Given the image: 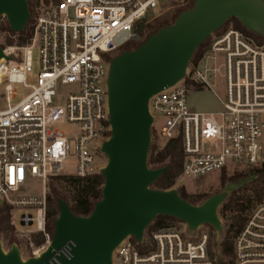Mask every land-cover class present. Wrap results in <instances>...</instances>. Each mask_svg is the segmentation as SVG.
I'll use <instances>...</instances> for the list:
<instances>
[{
  "label": "built area",
  "instance_id": "obj_1",
  "mask_svg": "<svg viewBox=\"0 0 264 264\" xmlns=\"http://www.w3.org/2000/svg\"><path fill=\"white\" fill-rule=\"evenodd\" d=\"M32 1L28 41L1 47L0 100L5 105L0 108V207L34 211V216L21 215L19 222L25 228L15 231L27 241L30 256H38L52 238L46 228L48 181L56 176L84 178L99 173L106 164L97 166L96 154H103L100 147L111 130L108 54L137 40L140 22L171 8L185 10L193 0ZM165 4L169 7L151 15ZM34 48L39 54L37 73L33 72ZM217 54L223 57L225 78L221 108L196 111L188 105V92L209 87L213 70L209 61ZM33 76L36 83L27 84ZM15 84L26 87V94L11 104ZM148 109L152 128L158 120V139L180 137L181 175L196 179L228 166H260L264 162V44L234 28L211 34L201 57L189 62L178 83L152 95ZM59 124L73 125L75 132L67 134ZM69 157L75 158L73 174L63 170ZM30 178L41 181L42 194L15 197ZM14 221L11 215L13 226ZM208 243L207 233L192 240L170 226L144 234L142 242L127 236L114 249L112 264H214ZM73 247L68 240L48 263L62 264L59 257L69 259ZM232 258L233 264H264V189L233 238Z\"/></svg>",
  "mask_w": 264,
  "mask_h": 264
},
{
  "label": "water",
  "instance_id": "obj_2",
  "mask_svg": "<svg viewBox=\"0 0 264 264\" xmlns=\"http://www.w3.org/2000/svg\"><path fill=\"white\" fill-rule=\"evenodd\" d=\"M1 17L11 31L22 32L30 19L27 0H0ZM230 18L264 37V0H193L192 7L179 11L172 23L149 34L136 48L110 58L107 95L111 130L100 147L106 157L98 173L104 179L101 198L87 216L74 214L59 198L47 248L38 256L22 259L17 244L5 251L0 238V264H49L54 251L68 240L74 243L72 256H60L62 264H112L116 246L127 236L142 242L144 231L159 215L177 219L190 232L207 224L219 234L222 223L217 209L228 192L192 204L176 188H152L168 166H148L153 123L148 100L178 83L198 45ZM3 56L0 48V58Z\"/></svg>",
  "mask_w": 264,
  "mask_h": 264
},
{
  "label": "trees",
  "instance_id": "obj_3",
  "mask_svg": "<svg viewBox=\"0 0 264 264\" xmlns=\"http://www.w3.org/2000/svg\"><path fill=\"white\" fill-rule=\"evenodd\" d=\"M27 2L29 5V9L32 10L33 1L27 0ZM191 7L192 4L190 3L185 9H189ZM179 11L180 9H177L175 12H173L170 17L171 23L177 17ZM228 21H234L237 30L252 37L257 41V43L264 44V37H261L258 34H255L242 27V25L236 18H230ZM162 26L163 23L160 20L147 23H144V21L140 22L138 24V32L140 33L139 37H143L142 42L145 41L149 34L157 32ZM225 29V27H222L220 28V30L216 31V33H219ZM4 31H7L11 33L12 36H15L17 38L18 45H23L28 41L32 34L31 22L29 20L22 32H13L10 30L8 23L5 19L4 22L0 24V32ZM208 38L205 42L198 45L195 52L193 53L191 62L196 61L201 57L204 48L208 43ZM126 45L127 44H125L124 46L126 47ZM137 46L135 45V48ZM156 140L157 137L152 136L148 153V166L151 168L168 166V169L152 184V188L159 190H168L174 186L177 178L181 175L183 156L182 142L180 137H174L164 141L163 145L159 146ZM221 179L222 183H224L226 180L230 182H241L247 179L258 182L261 187L255 189L254 191V195L258 203L263 196L264 162L259 167L249 168V170L244 174L233 175L228 178L225 176L224 171H222ZM103 182V177L98 173L84 178H79L75 176H56L51 178L47 184L48 193L46 196L47 230L50 233H53V224L58 216L57 201L59 198L64 199L68 203L71 211L74 214L79 216H87L91 213L95 202H97L101 198V188ZM178 192L182 198L192 204H198L197 202L202 197L201 195H189L183 190V188H179ZM239 199L241 198L236 197L232 199V197H230V202L223 205L222 212H225L227 210H234L240 213V211H243L246 207H243V204L237 202ZM10 210L11 208L9 206L0 207V238L7 245V249L13 243L17 244L18 247L22 243L21 240L17 238L14 232V227L10 223ZM232 218L234 220L229 224L224 234V237L219 242H213L212 237L209 239L208 252L210 257L213 259L214 264H233L232 238L241 228L244 222V217L240 214H236ZM174 221L178 220L170 216L159 215L147 227V230L148 232H152L161 228H167L170 227L169 223ZM32 239L35 245L40 244V240L38 239V237L33 236Z\"/></svg>",
  "mask_w": 264,
  "mask_h": 264
},
{
  "label": "rangeland",
  "instance_id": "obj_4",
  "mask_svg": "<svg viewBox=\"0 0 264 264\" xmlns=\"http://www.w3.org/2000/svg\"><path fill=\"white\" fill-rule=\"evenodd\" d=\"M193 2V1H192ZM191 2V4H192ZM169 7V4H165V6L157 7L151 11V15H157L163 8ZM177 8H171L169 10L164 11L163 14H161L159 17L144 21V23L147 22H153L160 20L163 25L170 24L171 20L170 17L175 12ZM5 18H0V24L3 23ZM222 27L225 28H234L237 29L236 24L234 21H227ZM221 27V28H222ZM220 30V29H219ZM264 31V27L262 28ZM216 33V32H214ZM140 34V33H139ZM245 34V33H244ZM143 40V37L140 36L135 41H130L127 43L126 47H121L117 51L113 53H109L108 57H113L120 52L124 50H130L132 48H135V45H139ZM8 44H17V38L15 36H12L11 33L4 31L0 32V47H5ZM33 57V72H38V63H39V54L38 49L34 48L32 52ZM209 67L213 70H211L209 78H208V84L209 87H202V88H195L190 89L187 96V102L188 105L193 108L196 111H218L221 108L220 102L225 97V78H224V67H223V57L221 54H217L216 58L213 60L211 59L209 61ZM27 84H35L36 83V77H28L26 80ZM14 89L16 90V94L13 98H11V104H14L18 102L20 99L24 97L26 94V87H24L22 84H15ZM67 88L63 87L62 93ZM5 105L4 100H0V108ZM59 129L63 130L67 134H72L75 132V126L69 125V124H59L57 126ZM158 128V120L155 122L153 128H151V134L152 136L156 137V130ZM157 144L159 146H162L164 141L157 138ZM96 165H104L106 163V157L103 154H96ZM229 168L224 171L225 176L228 178L233 175L238 174H244L246 173L251 166L249 165H235V166H228ZM259 167V166H257ZM63 170L64 172H67L69 174H73L75 171V158L69 157L63 162ZM222 172H212L209 173L206 176L198 177L196 179H190L185 177L184 175H180L174 186L172 188H176L177 190L179 188H183V190L189 194V195H201V199L197 202L200 204L208 197L220 193L222 191L228 192V196L226 199L219 205L217 209V213L219 216V219L222 223V228L218 235H215L214 230L211 226L205 224L200 226L198 229H196L193 232H190L187 230V227L184 223L180 221H174L170 222L169 225L172 228H175L177 230H181L185 237L190 238L192 240H196L200 237L201 234L207 233L209 239L212 237L213 242L216 240V242H219L223 237L224 234L229 226V224L234 220L232 217L236 214H240L244 217V220L246 216L249 214V212L252 210V208L256 205L257 200L254 195V191L257 188H260L261 185L252 180H244L239 182H230L226 180L224 183H222ZM42 183L39 179L30 178L26 181L25 185L21 187V189L14 194L15 197H30V196H40L42 194ZM48 193V188H47ZM230 197L236 198L240 197L237 202L243 204V207H246L243 211H240V213L234 211V210H227L225 212H222L223 205L230 202ZM22 214H31L34 216V211L30 209H24V208H15L10 211V215H12L15 219L14 221V232L21 240V245L19 246V251L21 254L22 259H26L30 256V246L28 245L25 238H20L16 230H23L25 227L22 226L19 222V218ZM244 223V222H243ZM29 229L34 228V224L31 226H28ZM151 232H148L147 228L144 231L145 236H148ZM234 238V237H233ZM233 238H232V249H233ZM2 248L3 250H7V245L5 242L1 239Z\"/></svg>",
  "mask_w": 264,
  "mask_h": 264
}]
</instances>
